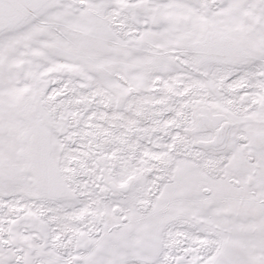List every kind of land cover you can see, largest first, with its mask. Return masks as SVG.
Wrapping results in <instances>:
<instances>
[{"label":"snow or ice","instance_id":"1","mask_svg":"<svg viewBox=\"0 0 264 264\" xmlns=\"http://www.w3.org/2000/svg\"><path fill=\"white\" fill-rule=\"evenodd\" d=\"M0 264H264V0H0Z\"/></svg>","mask_w":264,"mask_h":264}]
</instances>
